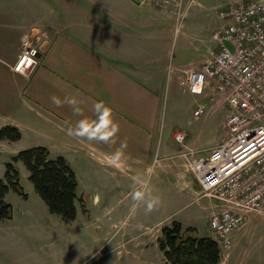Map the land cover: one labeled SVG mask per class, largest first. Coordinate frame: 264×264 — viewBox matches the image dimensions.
Returning a JSON list of instances; mask_svg holds the SVG:
<instances>
[{
    "label": "crops",
    "instance_id": "1",
    "mask_svg": "<svg viewBox=\"0 0 264 264\" xmlns=\"http://www.w3.org/2000/svg\"><path fill=\"white\" fill-rule=\"evenodd\" d=\"M167 1L162 6L157 3L162 0H0V127L15 125L21 132L15 141L24 142L22 149L67 146L76 153L96 150L105 160L118 158L124 150L141 165L148 162L150 141L159 130L164 134L159 145L162 156L173 158L168 135L174 140L170 131L174 122L164 127L157 120L160 89L168 77L185 83L184 71L198 67L218 51L219 44L216 51L208 49L177 69L170 55L173 36L186 35L193 24H186L184 16L175 32L176 0ZM25 37L36 45L39 56L29 76L12 69ZM210 95L211 89L195 95L194 109L200 104L205 111L221 108L223 122L224 97L217 94L208 100ZM80 121L85 122L80 129L84 135L76 134ZM185 146L195 147L186 141ZM179 157V162L166 163L165 170L196 199L199 184L190 178L185 158ZM209 201L211 209L219 205ZM180 222L184 227L186 223ZM248 224L252 229L264 227V214L251 215L233 232V243L246 234ZM160 228L142 243L147 248L156 242L160 261L153 264H166L157 244ZM225 263L222 257L219 264Z\"/></svg>",
    "mask_w": 264,
    "mask_h": 264
},
{
    "label": "rangeland",
    "instance_id": "2",
    "mask_svg": "<svg viewBox=\"0 0 264 264\" xmlns=\"http://www.w3.org/2000/svg\"><path fill=\"white\" fill-rule=\"evenodd\" d=\"M236 1L196 0L189 6L185 15L186 24H193L185 30L189 36L174 35L170 48L177 69L191 64L208 49L216 51L218 43L212 39V32L223 23L218 12ZM185 87L182 80L177 83L168 77L160 89L157 120L159 117L164 127L174 122L172 134L186 131L187 145L205 154L224 136L222 109H207L194 116L192 100L196 96ZM170 135L173 158L162 156L159 145L164 134L158 130L155 141H150L148 162L142 165L125 156L124 150L119 151L118 158L105 160L96 150L76 153L67 146L48 148L51 158L61 154L69 162L78 181L77 195L83 198V203L76 202V216L69 222L48 210L29 180V171L21 161L14 162L27 197L13 189L6 193L13 213L11 218L0 220L2 264H153L160 261L156 242L152 240L147 248L142 243L162 224L183 221L187 224L184 227H197L194 235L208 234L211 202L207 198L193 199L191 190L165 170L166 163L180 160L179 146ZM23 144L0 140V177L5 163ZM137 191L145 192L143 200L133 199ZM149 200L151 211H147ZM228 253V257L222 256L225 264H261L264 259L258 258L264 255V227L252 229L248 224L246 234Z\"/></svg>",
    "mask_w": 264,
    "mask_h": 264
},
{
    "label": "built area",
    "instance_id": "3",
    "mask_svg": "<svg viewBox=\"0 0 264 264\" xmlns=\"http://www.w3.org/2000/svg\"><path fill=\"white\" fill-rule=\"evenodd\" d=\"M167 0H162L166 6ZM195 0L175 2V32ZM224 19L212 32L217 52L198 67L184 71L186 90L200 95L211 89L208 100L222 94L226 103L224 136L202 154L186 148L187 133L176 130L179 156L186 160L200 190L196 199L216 200L208 214L210 236L222 252L233 245V232L253 215L264 214V0H238L218 12ZM38 48L27 37L12 69L24 76L38 64ZM200 104L194 116L205 112Z\"/></svg>",
    "mask_w": 264,
    "mask_h": 264
},
{
    "label": "trees",
    "instance_id": "4",
    "mask_svg": "<svg viewBox=\"0 0 264 264\" xmlns=\"http://www.w3.org/2000/svg\"><path fill=\"white\" fill-rule=\"evenodd\" d=\"M20 137L21 132L15 125L0 127V140L15 141ZM16 161H21L29 171V180L48 210L65 222L73 220L76 202L83 203V198L77 195L75 172L64 156L51 158L48 148L41 145L20 149L5 163V172L0 177V220L12 217L13 207L5 199L9 189L27 197L19 182ZM195 230L192 226L183 227L177 220L161 226L157 244L166 264H219L222 255L216 240L209 235H194Z\"/></svg>",
    "mask_w": 264,
    "mask_h": 264
},
{
    "label": "clouds",
    "instance_id": "5",
    "mask_svg": "<svg viewBox=\"0 0 264 264\" xmlns=\"http://www.w3.org/2000/svg\"><path fill=\"white\" fill-rule=\"evenodd\" d=\"M54 99H56V98L54 97ZM56 102L59 103L60 101L58 99H56ZM101 103L102 102H98L97 106H100ZM84 123H85L84 121L79 122L78 129L76 131L77 135H84L85 134V132L80 131V129H82L84 127ZM144 196H145V192H143V191H137V192L133 193V199L137 200V201L143 200ZM152 207H153L152 202H151V200H149L147 203V211H151Z\"/></svg>",
    "mask_w": 264,
    "mask_h": 264
},
{
    "label": "flooded vegetation",
    "instance_id": "6",
    "mask_svg": "<svg viewBox=\"0 0 264 264\" xmlns=\"http://www.w3.org/2000/svg\"><path fill=\"white\" fill-rule=\"evenodd\" d=\"M160 230H161V228H160Z\"/></svg>",
    "mask_w": 264,
    "mask_h": 264
}]
</instances>
